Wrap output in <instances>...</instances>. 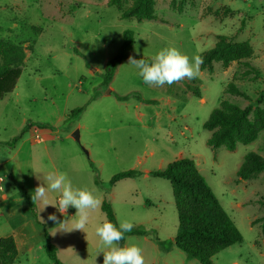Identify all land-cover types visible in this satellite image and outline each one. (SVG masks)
<instances>
[{
	"label": "rangeland",
	"instance_id": "rangeland-1",
	"mask_svg": "<svg viewBox=\"0 0 264 264\" xmlns=\"http://www.w3.org/2000/svg\"><path fill=\"white\" fill-rule=\"evenodd\" d=\"M110 1L0 0V39L26 50L16 89L0 101V161L10 157L25 134L14 163L4 167L9 178L0 167L3 187L14 195L10 207L32 223L27 231L32 245L27 250L20 244L15 264H53L44 248L45 229L64 264H103L95 226L107 220L104 201L113 207L118 226L127 220L146 230L145 236H128L123 245L137 244L145 264H200L174 245L179 221L171 183L150 175L180 158L196 162L243 235L241 243L220 252L214 263L264 264V233L261 223H254L264 216V172L249 180L237 175L248 153L264 157V130L253 143L229 151L210 147L212 133L204 127L224 100L253 110L264 106V0H155L157 19L142 22L122 19ZM132 4L127 0L124 7ZM126 30L135 33V45L106 85V65L119 53ZM220 36L249 41L254 54L248 62L257 72L244 63L233 62L227 68L215 63L213 74L200 66L194 79L149 87L127 64L130 56L152 59L166 47H176L190 58L202 57ZM231 84L248 98L228 93ZM197 89L200 98L194 95ZM118 95L127 99L121 101ZM76 108L84 110L68 118ZM28 126L39 135L24 132ZM76 132L79 140L73 136ZM14 167L30 199L38 185L46 187L45 175L63 172L74 187L93 191L101 205L84 231L53 235L50 229L57 222L48 216L55 214L60 222L74 220L77 210L69 207L65 216L51 205L42 210L37 201L43 226L37 224L13 182ZM130 170L141 174L110 185L113 176ZM58 198L49 192L50 203ZM1 222L3 237L12 228ZM160 241L165 242L163 248Z\"/></svg>",
	"mask_w": 264,
	"mask_h": 264
},
{
	"label": "trees",
	"instance_id": "trees-1",
	"mask_svg": "<svg viewBox=\"0 0 264 264\" xmlns=\"http://www.w3.org/2000/svg\"><path fill=\"white\" fill-rule=\"evenodd\" d=\"M126 1H110V5L117 7L121 13L122 19H135L138 22L157 19L155 0H133V4L125 8ZM134 45L135 33L132 30H126L119 53L106 65L103 75L104 84L108 85L112 82L118 67L133 50ZM253 54L254 51L249 41L237 42L228 36H220L215 47L202 55L201 70L213 74L215 63H222L227 68L231 63L239 62L247 65L250 70L256 71L248 62ZM135 58L144 59L149 63L152 61L151 58L141 55ZM25 60L26 50L22 45L0 39V101L16 89ZM227 92L248 98L247 94L234 84L229 86ZM194 95L201 97L199 89L195 90ZM117 98L125 101L127 96L118 95ZM83 110L84 108H76L68 115V118L81 114ZM204 127L212 133L208 140L210 147L213 149L224 147L229 151H234L240 144L249 145L256 141L264 130V106L253 110L251 107L242 108L231 101L224 100L220 107L211 113ZM29 128L28 126L24 132ZM262 172H264V157L256 152H250L245 156L237 175L241 180H249ZM140 174L135 170L122 172L113 176L110 185L114 186L121 179L134 178ZM150 175L166 179L171 183L179 221L173 242L185 254L198 260L200 264H215L213 258L216 255L243 241L241 231L224 209L193 159H177L164 169L150 172ZM13 182L21 198L30 207L36 223L42 225L37 218L35 204L31 201L25 186L18 181L15 175ZM102 209L107 221L119 227L113 207L107 201H104ZM259 222L264 233V216L254 223ZM133 235L145 236L147 232L142 226L133 227L130 232L124 234L120 246L125 244L128 236ZM44 236V248L52 263L64 264L58 258V248L52 242L46 229ZM159 244L163 248L165 242L160 241ZM18 256L19 251L15 238L13 236L0 237V264H15Z\"/></svg>",
	"mask_w": 264,
	"mask_h": 264
},
{
	"label": "clouds",
	"instance_id": "clouds-1",
	"mask_svg": "<svg viewBox=\"0 0 264 264\" xmlns=\"http://www.w3.org/2000/svg\"><path fill=\"white\" fill-rule=\"evenodd\" d=\"M202 63L203 59L199 55L190 58L176 47H166L152 58L151 63L130 56L127 64L138 70V75L144 84L149 87H163L166 84L170 86L178 83L186 78H196ZM43 180L46 187L38 185L31 194L34 204L37 201L41 202L42 210L51 205L65 216L69 207H74L77 210L75 215L71 216L75 217L74 220L66 218L62 222L58 221L55 214H50L48 220L57 222V226L50 229L52 234L55 235L57 231H84L90 223L92 213L101 205L100 198L87 188L74 187L63 172H50L43 177ZM49 192L59 194L56 203L49 202ZM70 224L71 227H69ZM133 227V223L127 220H121L119 227L107 220L95 226V234L99 237L100 243L97 255L103 253V264H145L142 249L137 244L120 246L124 234L130 232Z\"/></svg>",
	"mask_w": 264,
	"mask_h": 264
},
{
	"label": "crops",
	"instance_id": "crops-1",
	"mask_svg": "<svg viewBox=\"0 0 264 264\" xmlns=\"http://www.w3.org/2000/svg\"><path fill=\"white\" fill-rule=\"evenodd\" d=\"M26 133L27 134L36 133L37 136L39 135L38 130L33 129L32 127L29 128L26 131ZM24 136H25V134L22 135L20 140L14 145V148L11 149L10 157L4 158L0 161V167L1 168L3 167V169H1L2 170L1 172L4 173V176L7 178H9V176H7V173H5L4 167L7 164H11V163L13 164L14 163L13 161L15 160L17 153L20 151L21 144L23 141L22 139L24 138ZM13 170H12V172H10V174L15 175L17 177L16 167H14ZM8 175H9V173H8ZM3 182H4V178L2 177V175H0V220L2 221L1 222L2 225L6 226L7 228H12L10 233H7V235H5L3 237L13 236L15 238V240L17 242V246H18L19 256H20L21 255L20 244H23L27 250H29L30 246L32 245L33 236L31 235V233L27 232L29 225L30 224L32 225V223L31 222L29 223L27 221L24 222L22 217L20 216V214L17 212L18 208H16L17 209L16 210L14 207H12V206L10 207L9 201H10L11 197H14V195L8 194L6 192V190L3 187ZM18 207L21 210H24V207L19 202H18ZM28 223H29V225H28Z\"/></svg>",
	"mask_w": 264,
	"mask_h": 264
},
{
	"label": "water",
	"instance_id": "water-1",
	"mask_svg": "<svg viewBox=\"0 0 264 264\" xmlns=\"http://www.w3.org/2000/svg\"><path fill=\"white\" fill-rule=\"evenodd\" d=\"M73 136H74V138H75L76 140H79V139H80L79 132L74 133Z\"/></svg>",
	"mask_w": 264,
	"mask_h": 264
}]
</instances>
